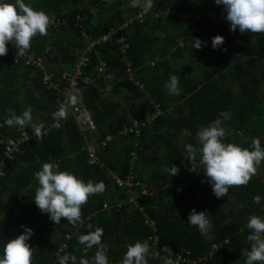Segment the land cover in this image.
<instances>
[{
	"label": "trees",
	"instance_id": "trees-1",
	"mask_svg": "<svg viewBox=\"0 0 264 264\" xmlns=\"http://www.w3.org/2000/svg\"><path fill=\"white\" fill-rule=\"evenodd\" d=\"M25 3L53 18L48 34L31 41L30 51L42 57L44 68L12 63L14 45L9 42L7 55L0 57V125L11 115L9 109L21 115L30 107L33 122L43 124L44 134L36 140L30 127H0V160L5 139L22 130L32 137L6 162L0 177V256L8 240L24 231L23 225L33 230L27 241L31 264H59L64 255L75 256L76 264L81 259L91 264L97 248L85 252L78 236L101 227L109 264H122L127 245L145 240L150 245L148 264H163L164 245L173 252L189 251V261L180 264H245L242 253L251 247L248 219H264V161L246 186H234L218 199L203 174L200 153L193 164L183 153L187 144L200 147L198 130L221 112L229 114L228 119L221 117L226 132L222 142L251 150L252 140L259 138L264 148V34L230 31L226 12L215 0H154L142 18L138 14L143 9L132 7L131 0ZM112 28L120 31L105 39ZM216 35L224 37L218 49L211 43ZM195 38L206 44L191 47ZM91 42L89 61L81 68L78 101L90 110L96 130L82 128L74 115L57 128L52 121L67 85L61 74L74 68ZM44 71L58 78L57 88L44 84ZM170 75L179 79L178 95L166 87ZM158 104L161 113L138 137L121 132ZM108 135L106 147L98 152L101 162L90 163L89 144ZM45 162L58 164L59 171L85 183L105 184L102 194L89 196L82 206V224L73 226L65 218L55 224L36 206L35 174ZM173 165L179 166V173L171 176ZM113 174L134 177L136 186L117 185ZM144 189L154 194H142ZM256 195L261 196L259 204L253 202ZM193 208L206 210L212 224L209 233L201 234L187 223ZM146 214L158 227L157 250ZM214 243L219 248L212 253Z\"/></svg>",
	"mask_w": 264,
	"mask_h": 264
},
{
	"label": "clouds",
	"instance_id": "clouds-1",
	"mask_svg": "<svg viewBox=\"0 0 264 264\" xmlns=\"http://www.w3.org/2000/svg\"><path fill=\"white\" fill-rule=\"evenodd\" d=\"M215 3L223 6L226 12L225 19L230 24V31L235 32L239 29L242 34H264V0H215ZM131 6L147 11L154 6V0H131ZM52 23L53 18L44 11L36 10L26 4L25 0H14V2L0 0V57L7 55L9 42L16 47V56L22 55L31 48V41L35 36L48 34V27ZM223 42L224 37L216 35L212 38V47L218 49ZM204 44L206 41L195 38L191 47L200 49ZM12 63H14V56ZM166 87L170 94L178 95L180 91L178 77L170 75ZM9 112L11 115L5 118L4 125L30 127L36 140L43 138L44 126L33 122L30 107L26 108L21 115H16L11 109ZM63 114L61 111L60 115ZM221 117L228 119L229 114L221 112L206 127L202 126L196 134L200 147L196 148L192 144H187L183 153L191 164L196 160V153H200L203 174L218 199L227 196L229 189L234 186H246L256 174L257 167L264 161V148L259 138L252 140L251 150L234 143L222 142L226 132L222 127ZM58 169V164L45 162L41 170L35 174L39 182L34 197L35 204L42 213H47L55 224H59L61 218H65L73 226L82 224V206L87 203L89 196L102 194L106 186L102 181L93 183L92 180H88L85 183L74 174ZM178 173L179 166L170 167L171 176ZM260 201L261 196L253 197L254 203L259 204ZM208 217L206 210L197 212L193 208L188 215L187 223L197 227L201 234H206L212 229ZM22 227L24 231L5 244L3 255L0 256V264H31L32 247L27 241L33 235V230L27 226L22 225ZM87 227L93 228L91 224ZM247 228L251 230L247 237L251 247L250 250L245 249L242 253L246 257L245 264H257V262L264 264V219L256 215L250 216ZM102 236L101 227L78 236L79 243L85 246V252L93 247L97 248L91 264H109L108 245L102 243ZM162 251L166 254L163 264H175L173 250L168 245H164ZM149 252L150 245L147 240L129 243L122 264H148ZM58 259L59 264H69V262L76 264L75 256L64 255ZM79 264H90V261L81 259Z\"/></svg>",
	"mask_w": 264,
	"mask_h": 264
},
{
	"label": "built area",
	"instance_id": "built-area-1",
	"mask_svg": "<svg viewBox=\"0 0 264 264\" xmlns=\"http://www.w3.org/2000/svg\"><path fill=\"white\" fill-rule=\"evenodd\" d=\"M147 11L141 10L140 13L138 14V18H142L143 15L147 13ZM211 13L214 15L215 18L218 17V14L216 12H211ZM187 15H189V13H187ZM198 16L199 14H196V17ZM55 23H60V22L56 21ZM77 23L79 22L77 21ZM118 31H120V28H112L110 32L103 35V37L106 39L107 35L111 33H116ZM120 41H123V39H120ZM94 43L95 42H91V45ZM126 47H127V44L124 43V48ZM88 51L89 50L86 49L82 53L81 58H79L76 63V69L80 71V74L82 72L81 70L82 66L85 65L89 61L88 54H87ZM16 53H17V49L16 47H13V56H14L15 64L31 65V66H36L40 69L44 67V62H43L42 57H36L35 55L32 54L30 49L25 51L22 55L18 54L16 56ZM105 67H106L105 62H102L100 70L104 71ZM62 77L63 79H66L64 78L66 76H62ZM66 80L67 82L69 81L68 79ZM70 81H72L71 85H73L74 87L75 85H78V82H79V80H71V79ZM43 82L49 87H52L54 85L57 86L58 83H60L58 82V79L55 78L54 74L50 72L44 73ZM81 93H82L81 90L79 88L78 89L76 88L74 96L63 99V101L60 104V108L56 110V114L53 117L54 119L52 121L53 126L57 128L61 127L63 122L67 120L70 117V115H74L77 119H83L86 122L87 129L89 131L96 130V124H95V121L93 119V116L90 110L87 107L81 105L78 101V98L80 97ZM61 111H63L64 113L63 115H60ZM160 113H161V106L158 104L156 105V109L151 114H149L145 118H138V119L132 120V122L129 125H127L121 132L127 133V134H133L135 137H137L141 133V130L145 128L147 125L151 124L158 117ZM30 138L31 136L25 130H22L17 136L9 137L4 140L3 158L0 161V175L3 174V168L6 162L13 160L16 157L17 153L19 152L22 143L29 140ZM110 138L111 136L108 135L106 139L95 140V141H92L91 144H89L90 163H100L101 162L99 155H98L99 149L105 148L107 145V140ZM111 177L115 181V183L121 187L128 189V188H132L136 186L135 183L133 182L134 177H127V179H123L117 174H113L111 175ZM142 194L147 195V194H154V193L153 192L150 193L148 192L147 189H144L142 190ZM130 200L134 201L135 199L134 197H131ZM104 207L107 208L108 204H104ZM145 222L150 226V229L153 233V235H151V238L154 239V244H155L154 250H157L156 248H158L157 243H158L159 235H158V227L156 225V222L148 214L145 215ZM218 248H219V244L214 243L210 251L213 253ZM188 252L189 251H185V250L174 251L173 253L175 254L174 256L175 264H180L182 262H188L189 261V256L187 254ZM155 255H159V252L155 251Z\"/></svg>",
	"mask_w": 264,
	"mask_h": 264
},
{
	"label": "rangeland",
	"instance_id": "rangeland-1",
	"mask_svg": "<svg viewBox=\"0 0 264 264\" xmlns=\"http://www.w3.org/2000/svg\"><path fill=\"white\" fill-rule=\"evenodd\" d=\"M94 44H92L91 45V43H90V46H89V48H87L88 50H90L91 48H92V46H93ZM82 55V54H81ZM80 58H81V56H80ZM78 61V60H77ZM77 61L75 62V65H74V68L71 70V71H64V72H62V76H66V77H64V78H66V79H68L69 81H70V79L71 80H79L80 79V76H81V74H82V72H81V74H80V71L79 70H77L76 69V63H77ZM44 68V67H43ZM45 72H49V71H44V73ZM51 73V72H50ZM72 74V75H71ZM44 75V74H43ZM55 76V75H54ZM78 76V77H77ZM107 76H108V74H107ZM55 78L56 79H58L56 76H55ZM62 79H63V77H62ZM65 79V80H66ZM43 80V79H42ZM84 80L85 81H87L88 79L87 78H84ZM75 87L78 89L79 88V82H78V85H75ZM138 137V136H137ZM136 144H137V142H136Z\"/></svg>",
	"mask_w": 264,
	"mask_h": 264
},
{
	"label": "bare ground",
	"instance_id": "bare-ground-1",
	"mask_svg": "<svg viewBox=\"0 0 264 264\" xmlns=\"http://www.w3.org/2000/svg\"><path fill=\"white\" fill-rule=\"evenodd\" d=\"M71 82L72 81H68L67 85L61 90L63 93V97H62L63 99L70 98L75 94L76 88L73 85H71L72 84ZM52 87L57 88L58 85L57 86L54 85Z\"/></svg>",
	"mask_w": 264,
	"mask_h": 264
},
{
	"label": "crops",
	"instance_id": "crops-1",
	"mask_svg": "<svg viewBox=\"0 0 264 264\" xmlns=\"http://www.w3.org/2000/svg\"><path fill=\"white\" fill-rule=\"evenodd\" d=\"M79 120V123H80V125L82 126V128H86L87 126V124H86V122L83 120V119H78ZM13 137V136H12ZM32 138V137H31ZM1 161V160H0ZM5 167V166H4ZM4 172H5V170L3 169V174L2 175H0V177H2L3 175H4Z\"/></svg>",
	"mask_w": 264,
	"mask_h": 264
}]
</instances>
